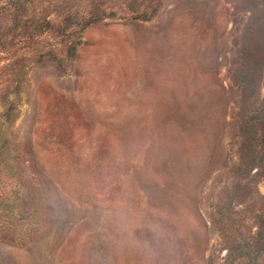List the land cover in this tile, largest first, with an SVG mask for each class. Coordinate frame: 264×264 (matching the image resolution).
I'll use <instances>...</instances> for the list:
<instances>
[{
	"label": "rangeland",
	"instance_id": "obj_1",
	"mask_svg": "<svg viewBox=\"0 0 264 264\" xmlns=\"http://www.w3.org/2000/svg\"><path fill=\"white\" fill-rule=\"evenodd\" d=\"M262 146L264 0H0V264H264Z\"/></svg>",
	"mask_w": 264,
	"mask_h": 264
},
{
	"label": "trees",
	"instance_id": "obj_2",
	"mask_svg": "<svg viewBox=\"0 0 264 264\" xmlns=\"http://www.w3.org/2000/svg\"><path fill=\"white\" fill-rule=\"evenodd\" d=\"M69 51H70V49H69ZM260 155H261V156H259V155L257 156V159H260L261 157L264 158V146H262V147L260 148ZM255 158H256V157H254V160H255ZM254 162H255V161H254ZM263 166H264V164H263Z\"/></svg>",
	"mask_w": 264,
	"mask_h": 264
}]
</instances>
